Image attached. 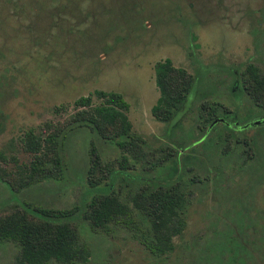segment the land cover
I'll return each instance as SVG.
<instances>
[{"label": "rangeland", "instance_id": "rangeland-1", "mask_svg": "<svg viewBox=\"0 0 264 264\" xmlns=\"http://www.w3.org/2000/svg\"><path fill=\"white\" fill-rule=\"evenodd\" d=\"M263 16L264 0H0V173L1 168L19 170L30 157L19 143L24 129L61 120L72 109L71 100L93 88L122 93L131 129L144 144L136 156L122 150L124 165L114 142L100 138L88 125L76 127L65 140L64 166L53 176L17 189L0 179V213L24 202L63 207L88 196L92 190L87 193L84 167L91 144L102 163L124 171V178L118 175L114 181L125 183L122 192L141 177L155 175L162 147H174L180 138L194 142L187 138L189 130L198 132L194 106L203 94L229 104L233 96L226 83L231 70L259 58L264 70ZM164 56L196 76L194 92L189 97L191 86L184 100L190 98L188 104L169 126L149 111L157 95L153 61ZM60 102L67 104L65 111L53 112L52 106ZM245 115L241 108L236 117L243 120ZM248 115L258 116V111ZM194 146L201 158L194 169L207 178L191 195L185 225L172 237L169 253L154 256L116 224L106 231L89 229L76 217L72 222L90 254L70 264L195 263L192 252L204 246L213 231L233 232L237 208L256 220L246 231L256 226L264 238V161L253 163L256 167L242 164V171L234 157L224 159L219 176L210 164H217V151H206L198 142ZM184 151L193 152L190 144ZM6 176L11 180V174ZM16 254L14 243L0 242V264H16ZM247 264H264V257L256 254Z\"/></svg>", "mask_w": 264, "mask_h": 264}, {"label": "trees", "instance_id": "trees-1", "mask_svg": "<svg viewBox=\"0 0 264 264\" xmlns=\"http://www.w3.org/2000/svg\"><path fill=\"white\" fill-rule=\"evenodd\" d=\"M262 21L264 29V16ZM253 41L258 44L257 38ZM260 60L256 59L257 62ZM257 62L249 60L242 69L231 70L226 83L229 94L233 96L231 103L223 102L214 94L201 96L194 106L198 132L193 134L189 130L187 138L194 142L187 143L185 138H180L174 147H162L156 159L161 166L155 169V175L141 177L132 188L122 192L120 188L125 183L117 181L115 185L114 181L118 175L120 179L124 178V171L116 172L102 163L91 144L84 167L87 193L92 190L88 196L82 195L78 203L63 207L24 202L0 213V242L15 244V263L70 264L85 261L90 249L78 236L72 222L76 217L84 219L89 229L105 230L116 224L154 256L169 253L173 249L172 237L180 234L185 225V209L191 195L198 183L207 178L206 174L200 175V171L194 169L201 163L194 146L197 142L206 151H217V164H210L219 176L224 159L232 160L234 157L237 169L242 164L256 167L253 163L264 161V125L242 126L250 119L248 113L253 109L258 111V116L264 115V70ZM195 79L193 73L174 65L168 56L154 60L153 81L157 95L149 106L151 115L167 126L176 123L183 105L188 104L190 98L184 100L191 86L189 97L194 92ZM70 105L72 109L61 120H46L40 129L27 127L22 131L19 143L23 150L30 152V157L17 171L1 168L0 179L9 188H21L61 170L65 140L71 131L82 125H88L100 138L114 142L121 149L124 165L126 158L122 150L136 156L135 151L144 146L140 136L131 129L126 114L128 103L120 91L93 88L75 96ZM66 107V103L60 102L52 106V111H65ZM241 108L246 113L243 120L236 117ZM206 129L205 137L200 138ZM188 144L193 150L191 153L184 151ZM206 157L208 160L213 158ZM261 168H264L263 164ZM102 170L104 173L98 172ZM9 174L11 180L6 176ZM156 175L161 179L153 177ZM235 210L233 232L224 228L213 231L211 237H206L204 246L192 252L197 257L191 264H247L256 254L264 257V238L258 228L253 226L246 231L249 225L256 223L255 218L239 208Z\"/></svg>", "mask_w": 264, "mask_h": 264}, {"label": "water", "instance_id": "water-1", "mask_svg": "<svg viewBox=\"0 0 264 264\" xmlns=\"http://www.w3.org/2000/svg\"><path fill=\"white\" fill-rule=\"evenodd\" d=\"M264 121V115L250 118L242 123V126H248V125H253V124H258L260 122Z\"/></svg>", "mask_w": 264, "mask_h": 264}]
</instances>
